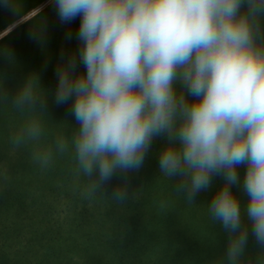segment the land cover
<instances>
[{
    "label": "clouds",
    "instance_id": "obj_1",
    "mask_svg": "<svg viewBox=\"0 0 264 264\" xmlns=\"http://www.w3.org/2000/svg\"><path fill=\"white\" fill-rule=\"evenodd\" d=\"M54 5L61 24L81 17L78 52L67 58L61 53L53 94L56 105L70 104L79 127L70 139L57 135L49 141L42 119L48 99L40 94L38 77L29 75L11 100L24 116L9 136L11 150L28 149L42 172L67 159L73 190L93 202L115 175L139 170L153 139L166 135L169 145L159 168L165 177L182 178L177 191L189 202L210 187L214 175L225 180L208 211L230 234V264H239L248 242L240 202L231 191L239 183L238 166L247 165L246 215L264 247V0H54ZM32 38L41 39V33ZM79 65L86 72L77 75ZM6 98L0 88V99ZM112 195L123 201L128 193L116 188Z\"/></svg>",
    "mask_w": 264,
    "mask_h": 264
},
{
    "label": "trees",
    "instance_id": "obj_2",
    "mask_svg": "<svg viewBox=\"0 0 264 264\" xmlns=\"http://www.w3.org/2000/svg\"><path fill=\"white\" fill-rule=\"evenodd\" d=\"M45 1L0 0V32ZM80 21L77 17L61 24L51 0L0 38V88L7 94L0 99V264H207L215 257L224 260L230 234L220 221L216 226L208 208L225 180L214 175L210 187L189 202L184 192L177 191L182 178L165 177L159 168L160 154L169 145L166 135L153 139L139 170L115 175L93 202L73 190L67 159H58L42 172L28 149L11 150L9 136L24 119L11 100L29 75L38 77L40 94L48 99L42 119L49 141L57 135L70 139L79 127L69 112L70 104L56 105L53 94L61 53L67 58L78 52ZM260 24L264 29V14ZM37 31L42 36L39 40L32 38ZM85 72L79 65L76 74ZM174 87L181 91L179 83ZM184 94L189 102L195 100L186 90ZM246 170L247 165L238 166L239 183L231 185L241 206V226L248 231L239 264H258L264 247L257 244L246 215L250 199L242 186ZM116 188L127 190L126 199L113 198Z\"/></svg>",
    "mask_w": 264,
    "mask_h": 264
},
{
    "label": "rangeland",
    "instance_id": "obj_3",
    "mask_svg": "<svg viewBox=\"0 0 264 264\" xmlns=\"http://www.w3.org/2000/svg\"><path fill=\"white\" fill-rule=\"evenodd\" d=\"M51 0H46L44 3L40 4L39 6H37L36 8L32 9L31 11H29L28 13H26L24 16H22L21 18H19L18 20L10 23L9 25H7V27L0 32V38L5 35L8 31H10L11 29H13L14 27H16L18 24L26 21L27 19H29L31 16H33L36 12H38L40 9H42L43 7H45ZM207 219V218H206ZM216 226H219L217 224V220H216ZM203 234H206V232H202ZM209 243V242H208ZM207 264H230V261L228 260V258L226 257L224 260H221L219 257H215L214 259H210L209 261H207Z\"/></svg>",
    "mask_w": 264,
    "mask_h": 264
}]
</instances>
